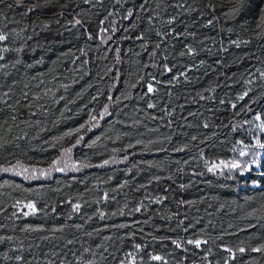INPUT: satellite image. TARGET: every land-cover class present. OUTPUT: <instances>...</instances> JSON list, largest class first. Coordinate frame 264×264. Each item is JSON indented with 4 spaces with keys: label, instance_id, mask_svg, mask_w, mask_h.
Listing matches in <instances>:
<instances>
[{
    "label": "trees",
    "instance_id": "16d2710c",
    "mask_svg": "<svg viewBox=\"0 0 264 264\" xmlns=\"http://www.w3.org/2000/svg\"><path fill=\"white\" fill-rule=\"evenodd\" d=\"M262 17L264 0H0V168L74 148L82 169L0 177V264H264V147L246 175L207 171L264 129Z\"/></svg>",
    "mask_w": 264,
    "mask_h": 264
},
{
    "label": "rangeland",
    "instance_id": "374dc122",
    "mask_svg": "<svg viewBox=\"0 0 264 264\" xmlns=\"http://www.w3.org/2000/svg\"><path fill=\"white\" fill-rule=\"evenodd\" d=\"M120 1V0H119ZM118 22H108L105 26L103 39L109 40L116 32ZM108 111L98 117L93 126H98L107 115ZM264 129L258 126L255 135L246 144H237L234 148L233 157L227 162H217L207 165V171L211 174L219 176H227L236 179L246 175L252 169L259 167L263 156V147L259 142V136L263 134ZM74 148L64 151L56 163L50 168H39L33 166L16 165L11 168H0V177L4 175L18 176L27 182L48 181L57 173L80 172L82 169L76 166L73 160ZM124 163L122 160L113 162L112 164Z\"/></svg>",
    "mask_w": 264,
    "mask_h": 264
},
{
    "label": "snow or ice",
    "instance_id": "6c2138e0",
    "mask_svg": "<svg viewBox=\"0 0 264 264\" xmlns=\"http://www.w3.org/2000/svg\"><path fill=\"white\" fill-rule=\"evenodd\" d=\"M262 19H264V17H262ZM0 39H4V37L3 36H0ZM149 92H151L152 91V88L151 87H149ZM261 147H264V145H261ZM28 207H32V205H29ZM78 207V206H77ZM197 243V245H199V241H197L196 242ZM241 251H243V249H241ZM256 251H260V249H256ZM156 259H159V257H156Z\"/></svg>",
    "mask_w": 264,
    "mask_h": 264
}]
</instances>
